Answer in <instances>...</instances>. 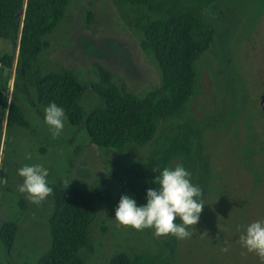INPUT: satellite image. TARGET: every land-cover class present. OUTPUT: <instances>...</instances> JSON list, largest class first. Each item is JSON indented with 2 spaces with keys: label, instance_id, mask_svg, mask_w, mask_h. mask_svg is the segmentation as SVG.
Here are the masks:
<instances>
[{
  "label": "rangeland",
  "instance_id": "1",
  "mask_svg": "<svg viewBox=\"0 0 264 264\" xmlns=\"http://www.w3.org/2000/svg\"><path fill=\"white\" fill-rule=\"evenodd\" d=\"M177 1L209 19L215 41L197 63L196 92L186 110L160 124L157 139L146 147L98 148L84 126L67 120L53 139L45 108L32 105L35 90L20 80L21 90L15 91L13 74L10 102L22 109L29 128L15 126L0 135V178L7 181L0 182V229L8 222L18 226L12 253L0 240V263L38 264L50 250L53 201L47 197L36 205L18 191V170L40 164L49 172V186L99 185L111 196L89 227L91 249L79 252L85 264H109L121 253H150L167 264H264L239 243L247 225L264 221V0ZM69 2L64 21L46 38L51 47L35 63L36 73L73 72L85 90L79 105L86 116L104 107L91 89L100 84L99 68L111 75L112 85L140 97L160 86L157 64L141 49L142 36L123 21L113 0ZM18 49L14 36L0 39V63ZM6 71L0 65L4 91ZM163 144L164 168L183 165L203 192L205 206L187 239L158 238L154 229L138 231L115 219L120 198H135L113 177L147 162Z\"/></svg>",
  "mask_w": 264,
  "mask_h": 264
},
{
  "label": "trees",
  "instance_id": "2",
  "mask_svg": "<svg viewBox=\"0 0 264 264\" xmlns=\"http://www.w3.org/2000/svg\"><path fill=\"white\" fill-rule=\"evenodd\" d=\"M69 0H0V39L14 36L18 55H6L0 65L15 74L14 90L22 80L35 90L33 107L56 103L73 127L84 126L92 143L101 149L121 151L129 145L146 147L157 139L159 126L183 113L195 96L199 72L197 63L213 46L216 31L209 19L194 9L184 8L177 0H113L123 21L142 36V51L153 58L160 72V86L144 97L112 85L109 73L99 68L100 84L91 89L104 107L86 116L79 105L84 88L73 72L42 75L34 71L40 55L50 49L46 38L64 21ZM3 114V116H1ZM29 128L22 109L15 102L3 103L0 90V135L13 127ZM153 150L147 162L134 164L114 176L118 185L144 205L149 188L164 169L160 157L165 149ZM54 210L49 219L50 250L38 264H85L79 256L91 249L89 227L111 196L101 187L77 183L50 186ZM23 206V204H22ZM24 209V207H23ZM176 223H181L177 218ZM17 223H5L0 240L7 252L13 251ZM166 236V237H170ZM169 245L167 244V247ZM2 264V263H0ZM109 264H167L150 253L114 256Z\"/></svg>",
  "mask_w": 264,
  "mask_h": 264
},
{
  "label": "clouds",
  "instance_id": "3",
  "mask_svg": "<svg viewBox=\"0 0 264 264\" xmlns=\"http://www.w3.org/2000/svg\"><path fill=\"white\" fill-rule=\"evenodd\" d=\"M66 113L56 103H50L44 110V120L53 139L60 136ZM23 183L18 191L27 194L34 204H41L53 193L47 177L49 172L40 164L25 165L18 170ZM6 183V178H0ZM158 187L147 190V203L141 206L129 195H123L115 209V219L125 227L138 231L154 229L156 237L174 236L177 239L191 237L189 226L196 225L204 208L203 192L191 182V173L183 165L164 168L153 181ZM177 218L181 223H176ZM239 243L248 252L264 260V221L257 220L246 226L239 236ZM227 252L228 248L222 249Z\"/></svg>",
  "mask_w": 264,
  "mask_h": 264
},
{
  "label": "water",
  "instance_id": "4",
  "mask_svg": "<svg viewBox=\"0 0 264 264\" xmlns=\"http://www.w3.org/2000/svg\"><path fill=\"white\" fill-rule=\"evenodd\" d=\"M6 76H7V74H8V71H6ZM12 81L10 80L8 83H7V87H8V89L6 90V91H4L5 90V88H6V85H5V88H4V90H3V103L5 104V105H10V93H11V87H12ZM261 110L263 111V115H264V96L262 97V101H261ZM1 116H3V114H1Z\"/></svg>",
  "mask_w": 264,
  "mask_h": 264
}]
</instances>
